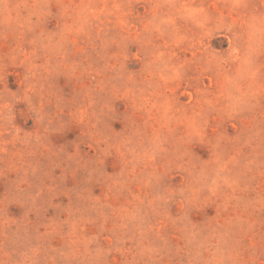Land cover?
Segmentation results:
<instances>
[{
	"label": "rangeland",
	"instance_id": "1",
	"mask_svg": "<svg viewBox=\"0 0 264 264\" xmlns=\"http://www.w3.org/2000/svg\"><path fill=\"white\" fill-rule=\"evenodd\" d=\"M0 264H264V0H0Z\"/></svg>",
	"mask_w": 264,
	"mask_h": 264
}]
</instances>
